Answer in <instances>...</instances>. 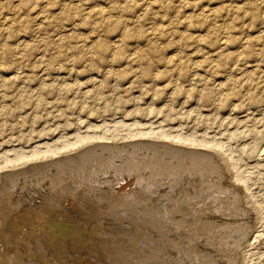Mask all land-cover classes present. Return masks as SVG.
I'll return each instance as SVG.
<instances>
[{
	"label": "rangeland",
	"instance_id": "rangeland-1",
	"mask_svg": "<svg viewBox=\"0 0 264 264\" xmlns=\"http://www.w3.org/2000/svg\"><path fill=\"white\" fill-rule=\"evenodd\" d=\"M43 262L264 264V0H0V264Z\"/></svg>",
	"mask_w": 264,
	"mask_h": 264
},
{
	"label": "bare ground",
	"instance_id": "bare-ground-1",
	"mask_svg": "<svg viewBox=\"0 0 264 264\" xmlns=\"http://www.w3.org/2000/svg\"><path fill=\"white\" fill-rule=\"evenodd\" d=\"M169 140V139H168ZM178 140V139H177ZM105 182V181H104ZM109 184V183H108ZM50 186V185H49ZM229 188V187H228ZM116 190V189H115ZM119 191H121V190H119L118 189V191H116V193L115 194H117V193H119ZM78 192V191H77ZM113 192V191H112ZM134 192V191H133ZM44 194V193H43ZM106 194V193H105ZM111 194V193H110ZM119 195V194H118ZM41 196V195H40ZM42 197V196H41ZM40 197V198H41ZM47 197V196H46ZM43 198V197H42ZM39 200H41V199H39ZM47 200V199H46ZM51 200V199H50ZM43 201H45V200H43ZM42 202V201H41ZM40 203V202H39ZM45 205V204H44ZM51 205V204H50ZM87 205V204H86ZM36 207V206H35ZM48 207V206H47ZM43 208V207H42ZM61 207H59V209H60ZM78 208V207H77ZM103 208V207H102ZM109 208V207H108ZM45 209H46V207H45ZM44 209V210H45ZM58 209V206H57V204L56 203H54L52 206H50V210H47L46 209V212H45V214L47 215V217H49V219H50V224H49V226H53V225H55L56 223L58 224L59 222H57L58 221V219L59 218H62V217H64L65 218V216L63 215V212H65V210H64V208L63 209H60L59 210ZM5 210V209H4ZM38 210V209H37ZM79 210V209H78ZM85 210V209H84ZM103 210V209H102ZM43 211V210H42ZM96 211V210H95ZM36 212V211H35ZM152 212V211H151ZM34 213V212H33ZM37 213V212H36ZM72 213V212H71ZM96 213V212H95ZM43 212H39V215L40 216H42V215H45ZM74 215V214H73ZM34 216V215H33ZM78 216V215H77ZM36 217V216H35ZM37 218V217H36ZM44 218V217H43ZM67 218V217H66ZM65 218V219H66ZM35 219V218H34ZM47 219V218H46ZM39 220H41V218H39ZM93 220H94V218H93ZM44 221V220H43ZM42 222V221H41ZM48 222V221H47ZM96 222V221H95ZM208 223V222H207ZM19 224V223H18ZM38 224V223H37ZM68 224V223H67ZM9 225V224H8ZM70 225V224H69ZM12 226V225H11ZM10 226V227H11ZM48 226V225H47ZM57 226V225H56ZM96 226V225H95ZM98 226V225H97ZM96 226V228H98ZM100 226V225H99ZM2 227V226H1ZM35 227V226H34ZM70 227H73V226H70ZM69 227V228H70ZM119 227V226H118ZM56 228H62V227H56ZM67 228V227H66ZM66 228H65V230H66ZM95 228V227H94ZM95 228V229H96ZM218 228V227H217ZM34 229V228H33ZM32 229V230H33ZM36 229V228H35ZM52 229V228H51ZM63 229V228H62ZM75 229H77V228H75ZM79 229V228H78ZM99 229H100V227H99ZM17 230V229H16ZM37 230V229H36ZM48 230H50V229H48ZM94 230V229H93ZM102 230V229H101ZM19 231V230H18ZM34 231V230H33ZM55 231H57V230H55ZM59 231V230H58ZM68 231H71V229L69 230L68 229ZM136 231V230H135ZM48 232V231H47ZM60 232V231H59ZM76 232V231H75ZM88 231H86L85 232V234L87 233ZM44 233V232H43ZM46 233V232H45ZM44 233V234H45ZM49 233H51V232H49ZM73 233V232H72ZM83 233V232H82ZM43 234V235H44ZM71 234V233H70ZM74 234V233H73ZM76 234V233H75ZM31 236V235H30ZM47 236V235H46ZM55 236V235H54ZM79 236H80V232H79ZM78 236V237H79ZM35 237V236H34ZM95 237V236H94ZM7 239V238H6ZM50 239V238H49ZM39 240H40V238H39ZM42 240L44 241L45 240V237L44 236H42ZM222 240V239H221ZM41 241V240H40ZM17 242V241H16ZM34 242H36V240L34 241ZM47 242V241H46ZM71 242V241H70ZM128 242V241H127ZM172 242V241H171ZM224 242V241H223ZM24 243V242H23ZM81 243H82V241H81ZM161 243V242H160ZM35 244V247L37 246V244H38V242H36V243H34ZM25 245V244H24ZM47 245V244H46ZM49 245V244H48ZM21 247V246H20ZM24 247V246H23ZM22 247V248H23ZM25 247H27V246H25ZM29 247V246H28ZM27 247V249L29 250V248ZM38 247V246H37ZM48 247H50V246H48ZM97 247V246H96ZM105 247V246H104ZM3 248V247H2ZM50 248H52V246L50 247ZM54 248H55V246H54ZM115 248V247H114ZM16 249V248H15ZM36 249V248H35ZM96 249V248H95ZM106 249V248H105ZM109 249V248H108ZM26 250V249H25ZM49 250V249H48ZM60 250V249H59ZM117 250V249H116ZM156 250V249H155ZM27 251V250H26ZM25 251V252H26ZM33 251V250H32ZM52 251V250H51ZM58 251V250H57ZM62 251V250H61ZM60 251V252H61ZM104 251V250H103ZM106 251V250H105ZM110 252H112L111 250H109ZM29 252H31V251H29ZM41 252V251H40ZM54 252V251H53ZM53 252L51 253V254H53ZM62 252H64V251H62ZM109 252V253H110ZM119 252V251H118ZM117 252V253H118ZM121 252V251H120ZM146 252V251H145ZM15 253V252H14ZM28 253V252H27ZM39 253V252H38ZM44 252H42V254H43ZM93 253V252H92ZM156 253V252H155ZM23 254V253H22ZM25 254V253H24ZM30 254H32V253H30ZM36 254V253H35ZM57 254V253H56ZM56 254H54V255H56ZM101 254H102V252H101ZM146 254H148V253H146ZM38 255V254H37ZM49 255V254H48ZM54 255H52V256H54ZM90 255V254H89ZM108 255V254H107ZM113 255V254H112ZM119 255V254H118ZM120 255H123L124 256V254H120ZM17 256V255H16ZM36 256V255H35ZM47 256V255H46ZM114 256V255H113ZM151 256V255H150ZM176 256H177V254H176ZM41 257V256H40ZM114 257H117V255L116 256H114ZM125 257V256H124ZM149 257V256H148ZM28 258V257H27ZM38 258V257H37ZM36 258V259H37ZM48 259H49V256L47 257ZM51 258V257H50ZM56 258V257H55ZM98 258H101V257H99L98 256ZM13 259H14V257H13ZM57 260H58V258H56ZM69 259H71V258H69ZM76 259V258H75ZM94 259V258H93ZM111 259V258H110ZM113 259V258H112ZM115 259V258H114ZM114 259L112 260V261H114ZM122 259V258H121ZM50 260H55V259H50ZM79 260V259H78ZM78 260H76V263L77 262H79ZM8 261V260H7ZM43 260H41V262H42ZM61 261H62V259H61ZM70 261V260H69ZM22 262V261H21ZM49 262V261H48ZM63 262V261H62ZM111 262V261H110ZM207 262V261H206ZM39 263V262H38ZM88 263V262H87ZM96 263V262H95ZM43 264H44V262H43ZM64 264H66L65 262H64ZM100 264V263H99ZM108 264V263H107ZM116 264V263H115ZM119 264H121V263H119ZM207 264V263H206Z\"/></svg>",
	"mask_w": 264,
	"mask_h": 264
}]
</instances>
